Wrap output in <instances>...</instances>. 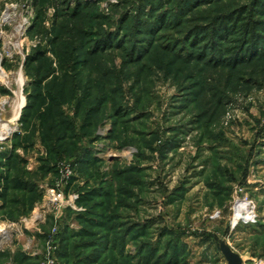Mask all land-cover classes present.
I'll use <instances>...</instances> for the list:
<instances>
[{
    "label": "rangeland",
    "instance_id": "obj_1",
    "mask_svg": "<svg viewBox=\"0 0 264 264\" xmlns=\"http://www.w3.org/2000/svg\"><path fill=\"white\" fill-rule=\"evenodd\" d=\"M259 2L0 0V264H264Z\"/></svg>",
    "mask_w": 264,
    "mask_h": 264
},
{
    "label": "trees",
    "instance_id": "obj_2",
    "mask_svg": "<svg viewBox=\"0 0 264 264\" xmlns=\"http://www.w3.org/2000/svg\"><path fill=\"white\" fill-rule=\"evenodd\" d=\"M260 8H264V3H260ZM238 15V14H237ZM230 19H232L231 16H227L224 18L219 19V22L213 28H211L210 33H204L207 35L208 44H210V48L212 50V56L210 59L211 61H214V58H216V63H222L223 61L217 60L220 58V50H218V47L222 42L227 40V37L232 34L234 28L236 27L234 24L229 23ZM258 30H253L252 32H244L246 35L244 36V40L239 41L240 43L237 44V46L229 48L227 50H224L226 54L229 55L227 62H223L222 64L226 65H235V64H243L245 61H250L254 59H259L260 57H264V22L258 23ZM255 27V26H254ZM198 34H201V32H204L203 28H198L197 31ZM195 33V32H194ZM194 35V34H191ZM201 36L202 38L205 37ZM198 38V37H197ZM194 38L193 41L195 43L200 42V39ZM216 39L217 42H213V40ZM202 40V39H201ZM212 42V43H211ZM204 52L200 55V58L205 57ZM219 57V58H218Z\"/></svg>",
    "mask_w": 264,
    "mask_h": 264
},
{
    "label": "bare ground",
    "instance_id": "obj_3",
    "mask_svg": "<svg viewBox=\"0 0 264 264\" xmlns=\"http://www.w3.org/2000/svg\"><path fill=\"white\" fill-rule=\"evenodd\" d=\"M19 111L17 110V108H16V115H15V117H16V119L19 117ZM14 117V118H15ZM15 119V120H16ZM13 126H11L10 125V127H6V125L4 124H2L1 126H0V136L1 137H5V136H8V135H10V134H12V133H14V131H15V129L14 128H12ZM234 206H235V213H234V216H233V218H234V220H233V223L235 222L236 224H238V219L240 218V215H241V211H243V209L244 208H242L243 207V204H242V202H235V204H234ZM242 258V257H241Z\"/></svg>",
    "mask_w": 264,
    "mask_h": 264
},
{
    "label": "water",
    "instance_id": "obj_4",
    "mask_svg": "<svg viewBox=\"0 0 264 264\" xmlns=\"http://www.w3.org/2000/svg\"><path fill=\"white\" fill-rule=\"evenodd\" d=\"M219 250L223 254L227 264H242L241 258L237 254H234L225 244H221Z\"/></svg>",
    "mask_w": 264,
    "mask_h": 264
},
{
    "label": "built area",
    "instance_id": "obj_5",
    "mask_svg": "<svg viewBox=\"0 0 264 264\" xmlns=\"http://www.w3.org/2000/svg\"><path fill=\"white\" fill-rule=\"evenodd\" d=\"M60 197V196H59ZM49 264H51V263H49Z\"/></svg>",
    "mask_w": 264,
    "mask_h": 264
}]
</instances>
